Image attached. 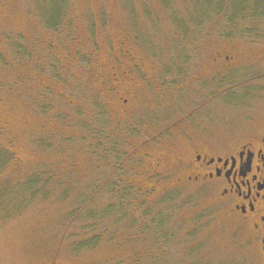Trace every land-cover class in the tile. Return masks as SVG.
<instances>
[{"label":"rangeland","instance_id":"obj_1","mask_svg":"<svg viewBox=\"0 0 264 264\" xmlns=\"http://www.w3.org/2000/svg\"><path fill=\"white\" fill-rule=\"evenodd\" d=\"M56 4L0 0V264H253L212 195L150 163L264 120V0Z\"/></svg>","mask_w":264,"mask_h":264},{"label":"flooded vegetation","instance_id":"obj_2","mask_svg":"<svg viewBox=\"0 0 264 264\" xmlns=\"http://www.w3.org/2000/svg\"><path fill=\"white\" fill-rule=\"evenodd\" d=\"M127 57L131 65H138L129 51ZM232 59L227 56L225 63L231 64ZM115 78L120 88L132 80L128 72L121 79ZM130 89L122 92L129 95ZM130 107L128 99H120L123 116L130 113ZM251 121L257 122L256 126L229 143L193 145L171 161L165 154L158 155L150 163V179L174 180L175 187H197L212 195L214 206L245 232L250 261L264 264V120Z\"/></svg>","mask_w":264,"mask_h":264},{"label":"trees","instance_id":"obj_3","mask_svg":"<svg viewBox=\"0 0 264 264\" xmlns=\"http://www.w3.org/2000/svg\"><path fill=\"white\" fill-rule=\"evenodd\" d=\"M53 1V4H54V6H56L57 4V2L59 1V0H52ZM50 7H46V9L48 10ZM46 9H44V10H46ZM56 12V13H55ZM41 13H42V15H44L45 13H46V11H43L42 10V8H41ZM52 13V14H51ZM48 14H49V16H51V18L50 19H48L47 18V20H48V25H49V27H52V28H56V26L57 25H59V20H61V15H62V13L61 12H59V10H52V9H50L49 10V12H48ZM53 18H56V20H53ZM41 179L40 178H36L35 180H31L30 181V185H29V187H30V192H31V194L33 195V196H36V195H38V194H42L43 193V195H44V197L45 198H47L49 195H50V187L48 186L49 185V183L47 182V185L46 184H43V185H41L40 184V181ZM39 185H41V186H39ZM43 186V187H42ZM42 187V188H41ZM118 186H116V188H117ZM127 195V194H126ZM120 197H122V194H120ZM126 199V201H123V198H120L119 199V203H117V207H119V206H121L122 207V209H124V210H126V211H128V210H132L133 211V205H132V197H125L124 198V200ZM119 204V205H118ZM113 208H116V205H112V209ZM83 210V206L82 207H80V210H79V212H78V217H84V218H86L85 216H84V213L83 212H85V211H82ZM89 211V210H88ZM90 213H91V211H89ZM89 212L87 213L88 214V216L90 217V214H89ZM96 212L98 213L99 211L98 210H96ZM93 214V213H92ZM130 215V214H129ZM128 215V216H129ZM131 216H133V215H131ZM92 218V217H91ZM131 219H132V221L133 222H136V220H135V217L133 216V217H131ZM98 241H100V236L99 235H97V236H95V238H91V239H85V238H83V239H80V240H77V242H75L74 244V246H75V249L77 250V251H79V250H83L84 248H87V247H92V246H94V245H96L97 243H98ZM137 264V263H136Z\"/></svg>","mask_w":264,"mask_h":264}]
</instances>
